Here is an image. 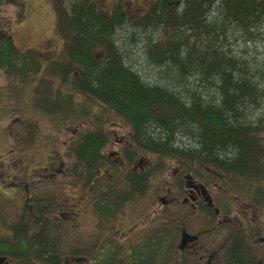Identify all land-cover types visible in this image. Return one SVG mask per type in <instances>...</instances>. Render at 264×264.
I'll use <instances>...</instances> for the list:
<instances>
[{"label": "trees", "instance_id": "trees-1", "mask_svg": "<svg viewBox=\"0 0 264 264\" xmlns=\"http://www.w3.org/2000/svg\"><path fill=\"white\" fill-rule=\"evenodd\" d=\"M104 7V0H69L66 6L56 0L57 34L66 45L56 70L64 82L120 115L134 130L137 148L214 166L264 203V0H153L136 25L121 5ZM161 30L167 31L164 42L154 37ZM36 54L19 52L10 31L0 29V71L15 78L37 74ZM59 93L38 104L63 115L74 99ZM106 142L104 133L89 131L73 147L75 174L84 184L93 186L108 165L101 154ZM147 176L129 172V193L142 192ZM110 194L95 193L101 219L112 218L122 203ZM38 198L27 196L30 207L0 237V264H61L59 239L49 229L50 203ZM154 245L131 255L128 264H163ZM244 256L238 251L235 264Z\"/></svg>", "mask_w": 264, "mask_h": 264}, {"label": "rangeland", "instance_id": "rangeland-1", "mask_svg": "<svg viewBox=\"0 0 264 264\" xmlns=\"http://www.w3.org/2000/svg\"><path fill=\"white\" fill-rule=\"evenodd\" d=\"M58 1L66 6L69 0ZM151 1L104 0V8L112 11L121 5L125 17L136 25L137 18L147 12ZM57 26L56 0L0 3V29L10 31L19 52L38 53L35 58L40 55L42 67L41 73L30 72L26 78L11 77L0 71V237L8 236L23 209H28L27 196L35 194L38 199H44L45 204L50 203L49 210L46 209L53 219L49 229L54 238L59 239L61 264H123V260L128 264L131 255H138L142 247L150 245L153 234L174 225V221H184L183 225L189 227L201 225L200 221L188 217V207L163 204L165 199L181 197V180L174 173L178 163L187 165V162L138 152L136 148L127 151V156L134 158L127 162L129 171L121 173L112 166L114 158L108 159V155L115 152L114 143L121 137L119 132L126 129V122L114 111L102 114L97 105L79 95L76 85L64 82L63 74L56 68L65 61L66 45L60 40ZM154 37L164 42L167 31L161 30L158 38ZM53 91L74 99V106L64 109L63 115L49 114L38 104L41 99L52 98L48 94ZM94 130L106 133L111 142L101 152L109 163L100 169L92 186L81 181L80 172L76 177L72 151L82 132ZM136 166H142L146 172L141 173L148 175L145 188L139 193H129L126 178ZM194 173L208 184L214 180L218 186L211 184L212 193L222 199V194L235 197L250 194L233 185L231 180L220 182L219 179H224L220 169H215L214 175L205 168ZM103 189L111 193L112 201H122L117 203L118 211L112 218L101 219L94 207L95 193ZM203 224H208L205 219ZM235 231L242 232V229L236 226ZM99 233H104L105 246L95 248L93 237ZM254 239L257 240L252 235L251 241ZM99 251L105 256H96ZM78 255L88 261L70 258Z\"/></svg>", "mask_w": 264, "mask_h": 264}, {"label": "flooded vegetation", "instance_id": "flooded-vegetation-1", "mask_svg": "<svg viewBox=\"0 0 264 264\" xmlns=\"http://www.w3.org/2000/svg\"><path fill=\"white\" fill-rule=\"evenodd\" d=\"M83 98L97 105L102 114L113 111L98 99L87 95H84ZM125 125L126 129L119 132L121 133L120 139L114 143L115 152L108 155V159L112 160L114 158L112 162L121 173L129 171L127 162L134 159L130 155L127 156V151L137 148L132 141L135 136L134 130L128 123ZM125 125L122 126L125 127ZM104 134L106 135V133ZM106 137L108 142H106L102 151L110 141L107 135ZM136 150L150 154V152L139 148ZM177 167L174 176L181 180L179 184V195L181 197L177 195V197H172L170 200L165 199L163 204L165 206L181 204L188 207V217L200 221L201 225L189 227L190 225H183L185 224L184 221H174V225L166 227L164 230L157 232L156 235L151 236L152 244L156 245L154 247H157L162 255L163 264H235V254L238 251L239 253L244 252L245 255L241 264H264L263 203H255L253 201L255 199H252L250 194L241 197L222 194L224 198L222 199L218 194L212 193V186L217 187L218 184L212 180L211 186L208 182L198 179L194 170L198 171L205 168L214 175L216 169L214 166H203L196 161L187 162V165L180 162ZM137 168H140L139 171L142 173L146 172L142 170V166L133 167L132 172H136ZM103 170H106V168ZM221 177L224 179H219L220 182L227 179L223 173ZM171 212H174L175 215L180 214L176 211ZM203 219L208 224L204 225ZM236 226L241 227L242 232L235 231ZM252 235L257 240L251 241ZM103 239L104 233H99V235L93 237L92 242L96 241L100 244ZM239 259L237 258V261Z\"/></svg>", "mask_w": 264, "mask_h": 264}]
</instances>
